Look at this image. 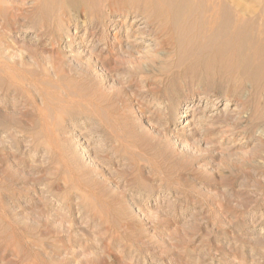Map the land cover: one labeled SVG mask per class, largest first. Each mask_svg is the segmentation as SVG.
Instances as JSON below:
<instances>
[{"label":"rangeland","instance_id":"374dc122","mask_svg":"<svg viewBox=\"0 0 264 264\" xmlns=\"http://www.w3.org/2000/svg\"><path fill=\"white\" fill-rule=\"evenodd\" d=\"M197 8L187 55L166 5L0 0V264H264V46Z\"/></svg>","mask_w":264,"mask_h":264},{"label":"bare ground","instance_id":"6f19581e","mask_svg":"<svg viewBox=\"0 0 264 264\" xmlns=\"http://www.w3.org/2000/svg\"><path fill=\"white\" fill-rule=\"evenodd\" d=\"M68 1H70L72 3L74 2V0H68ZM139 2L141 5L143 2L144 5L156 8L158 11H162L163 10L162 8L164 7V5L170 7L171 12L169 13V19L171 21L172 26H174L175 30L179 33V35L185 41L186 44L184 43L185 49H184L183 53H186L187 55L194 53V45H193V42L187 43L186 40L184 39L185 31L183 28V23L185 22L186 19H188L192 15V11L194 10V8L199 7L197 9H200L201 11L205 12V10L201 8V6H203L206 9V11H208V8H210V10L211 9L214 10L213 16H214V19L216 22V28L220 32L216 36H213V35L209 36L210 42H212V39H215V37L218 38L217 39L218 40L217 41L218 49L216 50V52L207 55L209 59H210V55H218L220 53L226 61H227V59L230 60L229 63L235 62L236 64L239 63L241 65V64H245L249 61L248 59L250 56V52L245 49V48H247L246 46L254 45V44H256L258 47L264 46V13H261V14L256 13L255 7L257 6V4L251 5L249 3H242V0H209V1H206V0H139ZM182 3L184 4L183 7H181ZM155 12L157 14H155V13L154 14L157 15L158 17L162 16V14H159L157 11H155ZM142 14L140 12H138V13L132 12L126 8H120L119 10H116L115 13H112V11H111L106 18L102 19L101 22H99L98 24L95 25V27L93 28L91 33L92 34L101 33L102 38L105 39L106 36L109 37L108 36L109 35L108 21L112 20L115 22H122L121 27H123V25H125L127 23V20L129 19V17L132 15H134V16L132 18L133 22L131 25L136 26L138 21H141V20L145 21V23H147V24H150L151 17L150 16H143L144 14L143 15ZM80 27L81 26L78 23L76 25V28H80ZM189 27H192V24H190ZM144 29H146V28L145 27L144 28L143 27H141V28L136 27V31H134V33L135 32L139 33L138 31H141ZM146 32H148V31H146ZM131 35H133L132 30H129L127 37L130 38ZM117 37L118 36H116V33H115L113 38H117ZM80 38H81V42L78 44L79 47L76 49L77 54L83 55L87 52H90L92 48H95V47H92L90 49V51H88V49L86 50L84 47L82 48V46L85 45L84 43L86 42V40H85L86 34L85 35L83 34ZM235 40L238 42V50L236 48L234 50H232V47L235 44V42H234ZM136 42H138V41H136ZM94 45H95V43H94ZM235 46H237V45H235ZM240 47L242 49L241 52H240ZM242 47H244V48H242ZM80 48H82V49H80ZM94 52H97V50ZM247 52L249 55L247 54ZM90 53H91L90 57L92 58V52H90ZM97 58L100 59L99 56H97ZM93 59H95V58H93ZM87 60H88V58H87ZM95 61H96V59H95ZM96 63H97V61L95 62V64ZM90 64L91 63L87 62V64H85V66L88 65V67L91 68ZM102 66L105 67L103 64L101 65V67L98 66V67H100V70L98 69L99 71H102L101 70ZM83 68H84V66H83ZM85 68L89 69V68H87V66ZM104 70L105 69H103V71ZM202 97H205L204 93H203ZM192 104H193L192 99H189L183 105L182 110L180 112V115H182V117H183V121L185 123L186 129H187V126H189V128H190V125L192 126L191 121H188L189 113H190L192 106H193ZM202 117H204V116L202 115ZM182 129H185V128L182 127ZM83 130H84V128H83ZM194 130L197 131V129H194ZM80 134H81V132H80ZM193 134H194V132H193ZM182 140H183V138H182ZM83 145H85V144H83ZM85 147L88 148V145H85L84 148Z\"/></svg>","mask_w":264,"mask_h":264}]
</instances>
